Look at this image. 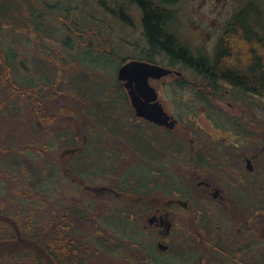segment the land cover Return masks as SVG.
Segmentation results:
<instances>
[{"label":"flooded vegetation","instance_id":"flooded-vegetation-1","mask_svg":"<svg viewBox=\"0 0 264 264\" xmlns=\"http://www.w3.org/2000/svg\"><path fill=\"white\" fill-rule=\"evenodd\" d=\"M172 17L170 30L178 42L194 58L213 64L222 47H215L213 56L194 53L172 30ZM234 23H229L231 29ZM147 50L145 46L141 52ZM165 54L124 57L118 68L139 59L171 70L149 76L152 90H141L146 116L137 114L125 81L118 78L127 93V110L99 113L95 126L66 130L62 156L68 155V168L77 167L83 179L91 170L110 179L99 185L79 180L86 196L80 199L77 218L90 220L101 235V215H144L135 224L152 233V244L136 239L126 243L128 252L141 257L138 264H264V168L259 158L264 155V103L259 96L225 86L210 89L193 68L171 62ZM168 76L173 79H164ZM169 87L173 95H162ZM158 104L166 113L161 119ZM203 117L208 128L199 122ZM247 145L252 152H246ZM81 234L78 241L89 248Z\"/></svg>","mask_w":264,"mask_h":264},{"label":"rangeland","instance_id":"rangeland-1","mask_svg":"<svg viewBox=\"0 0 264 264\" xmlns=\"http://www.w3.org/2000/svg\"><path fill=\"white\" fill-rule=\"evenodd\" d=\"M107 1L113 10L121 6L131 24H124L115 13L103 10L90 0H49L60 5L57 13L66 14L67 19L72 21L73 25L69 23L72 32L68 33L61 21L54 19L46 24L51 38H38L29 31L25 36L22 31L4 29L3 46L13 48V52L17 53V71H13V76L21 82L32 80L34 89L22 95L15 92L9 99L13 100V104L10 101L0 105V205L5 211H15L12 214L18 217L15 220L20 227L29 223L27 215L37 217L39 212L55 221L47 225L49 228L60 221L65 224L70 219L71 227L66 234L77 239L82 230L87 237L89 248L87 252L84 248L85 257L89 258L91 254L87 264H113L114 261L126 264L128 260L138 264L141 257L128 252L126 243L136 239L152 244V233L147 235L143 227L138 228L135 224L142 223L144 215H135L134 218L118 213L101 215L103 233L97 235L93 225L88 223L90 220L77 218L80 199L86 196L80 181L99 185L108 184L110 179L93 170L86 178H80L77 167L68 168V155L62 156L67 146L63 139L66 130L95 126L94 115L99 116V113L127 110L123 99L127 93L119 82L117 71L124 57H138L147 45L136 3ZM245 8L248 13L245 22L253 30L264 33V0H179L170 7L172 30L187 42L194 53L213 56L215 47H222L232 31L229 23L236 20L238 12ZM68 34L70 46H65L63 38ZM20 60L24 61L25 67L19 64ZM39 60L50 61L48 73L37 71L34 64ZM6 79L12 78L9 76ZM164 79L172 80L173 77ZM39 82L45 84L41 90L36 86ZM172 89H162V95H173ZM113 102L116 108L112 109ZM205 120L203 117L199 122L208 128ZM187 126L194 129L195 124L190 126L187 122ZM246 152H252L248 145ZM259 158L263 169L264 155ZM38 171V177L45 181V190L33 189V181L36 183L38 177L32 181L28 172L36 176ZM100 203L107 205L103 200ZM95 218L97 220V216ZM84 223H87L86 226H80ZM26 227L28 233L40 235L31 223ZM111 239L117 240L113 242L114 246ZM8 253L9 248L0 242L1 258H6Z\"/></svg>","mask_w":264,"mask_h":264},{"label":"trees","instance_id":"trees-1","mask_svg":"<svg viewBox=\"0 0 264 264\" xmlns=\"http://www.w3.org/2000/svg\"><path fill=\"white\" fill-rule=\"evenodd\" d=\"M90 1L98 4L105 11L115 13V16L124 24H131L121 6L113 10L107 0ZM128 1L136 3L140 10L142 34L147 42L146 46H148L146 54L141 52L138 57L145 58L155 51H164L171 62H182L193 68L206 81L210 89L218 90L225 86L247 96H259L264 103V34L260 37L245 22V18L248 16L247 8L238 12L229 37L225 40L215 62L211 64L205 58H194L187 47L179 43L175 35L171 33L169 21L172 12L170 7L178 0ZM57 5H59L57 2L51 3L49 0H0V105L9 104L11 101L9 99L15 92L22 95L25 91L34 89L32 80L21 82L15 75L13 76V71H17V62H15L17 53L13 52V48L3 46L2 33L4 29L13 32L22 31L25 36L29 31L37 35L38 38H51V31L46 24L54 19L58 22L61 21L68 33L72 32L69 28V23L73 25L72 21L67 19L66 14L57 13L56 10L60 7ZM69 41L68 34L63 38L65 46H70ZM23 62L20 60L19 64L24 66ZM34 65L39 73H48L51 63L39 60ZM9 76L12 79L6 81ZM36 86L41 90L45 84L39 82ZM10 104H13V100ZM95 104L98 107V104ZM29 172V178H32L30 179L32 181L40 173L38 171L36 176H33ZM39 177L36 178V183L33 181V189L45 190L43 184L45 181ZM5 210L0 205V242L5 243L6 248H9V253L4 259L0 255V264L88 263L90 257H85V249L88 250V248L83 247L77 239L66 234L67 229L71 227L70 219L66 220L65 224L60 221L49 228L48 224L55 223L54 220L52 222L49 215L44 216L42 212H39L37 217H32L31 214L27 215L31 226L40 232V235L38 233L30 234L27 227L25 229L26 224L29 223H24L20 227L18 221L15 220L18 218L14 215L15 211ZM94 221L97 220L94 219Z\"/></svg>","mask_w":264,"mask_h":264},{"label":"water","instance_id":"water-1","mask_svg":"<svg viewBox=\"0 0 264 264\" xmlns=\"http://www.w3.org/2000/svg\"><path fill=\"white\" fill-rule=\"evenodd\" d=\"M171 70L168 68H165L161 65L153 64L144 60L139 59H132L127 61L125 64H123L119 71H118V78L120 80L125 81V85L129 90V95L131 97L132 104L140 116H146L147 108L145 107V102H143L141 98V90L143 89H150L152 90V87L150 86L148 82L149 76H162L164 74H167ZM132 81H136V86L132 83ZM159 107V119H161V116L163 114H166L161 105L158 104ZM152 119H157L153 116H151ZM166 119H168V116L166 115ZM163 121V120H162Z\"/></svg>","mask_w":264,"mask_h":264}]
</instances>
